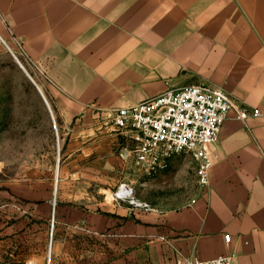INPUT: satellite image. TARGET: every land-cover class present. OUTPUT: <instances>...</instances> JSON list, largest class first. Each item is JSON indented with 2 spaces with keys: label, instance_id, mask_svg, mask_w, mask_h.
Masks as SVG:
<instances>
[{
  "label": "crops",
  "instance_id": "crops-1",
  "mask_svg": "<svg viewBox=\"0 0 264 264\" xmlns=\"http://www.w3.org/2000/svg\"><path fill=\"white\" fill-rule=\"evenodd\" d=\"M1 60L25 84L15 99L0 97L8 110L0 113V173L8 178L0 216L16 227L0 236V264H48L49 253V264L220 255L264 264V0H0ZM196 84L260 114L242 121L231 112L209 147V186L174 200L160 193V177L188 156L144 182L135 134L106 112ZM122 183L154 209L117 200ZM149 184L151 198L141 189ZM32 217L45 227L33 230Z\"/></svg>",
  "mask_w": 264,
  "mask_h": 264
},
{
  "label": "built area",
  "instance_id": "built-area-1",
  "mask_svg": "<svg viewBox=\"0 0 264 264\" xmlns=\"http://www.w3.org/2000/svg\"><path fill=\"white\" fill-rule=\"evenodd\" d=\"M5 45L25 68L19 54L8 44ZM18 46L20 55L27 57L19 42ZM30 78L34 80L32 76ZM231 112L242 121H246L250 115L260 114L258 109L249 110L224 90L200 84L168 87L160 94L106 114L120 131L135 134L134 164L144 174L153 175L169 169L173 157L183 154L192 160L199 186L207 188L210 170L215 162L209 147L218 144L223 125ZM127 190L131 193L128 194ZM114 197L145 210L154 209L148 203L138 202L133 196V188L126 183L120 184ZM195 202L192 199L188 206L192 207ZM53 227L54 221L51 224V237ZM225 240L229 242L230 236L226 235ZM233 260L234 255H220L207 260L180 258L172 264H232Z\"/></svg>",
  "mask_w": 264,
  "mask_h": 264
},
{
  "label": "rangeland",
  "instance_id": "rangeland-1",
  "mask_svg": "<svg viewBox=\"0 0 264 264\" xmlns=\"http://www.w3.org/2000/svg\"><path fill=\"white\" fill-rule=\"evenodd\" d=\"M22 63L27 66V69L30 71V67L28 64L25 62V60L20 56ZM38 79V78H37ZM25 84L24 79L19 78V76H16L15 74V66L14 63L9 60H1L0 61V97H8L9 100L15 99L16 93H14V89L16 86L23 87ZM23 90V89H22ZM22 95V93L20 94ZM3 112L5 115L7 114L8 110L7 108H2L0 109V113ZM4 141L2 140V136L0 134V143ZM5 144L7 145V140L4 141ZM14 151L15 149L13 148L12 156L14 157ZM5 157H7V150H5ZM0 157L2 158V150L0 149ZM171 169V168H170ZM167 170L162 176L160 177L161 180V189H159L160 193H165L172 196L174 200H180L183 198H187L191 195L193 190L199 186L198 181H197V174L196 170L194 167V164L190 158L187 157V159L184 162H181L179 166H175V169ZM0 183H2V179L4 177V181L7 184V173H0ZM144 182H150L153 177H148V175L144 174ZM152 176V175H149ZM4 186V185H3ZM142 191L145 192V196L147 198H151V196H154L157 190L151 189V186L147 187H142ZM115 192V191H114ZM4 196H7L8 193L6 190L0 193ZM34 208V206H33ZM53 220V218H52ZM12 221L14 222L15 220L11 217L9 219L7 215H2L0 216V236L3 234H7L9 228L11 230H15V225L11 224ZM54 221V220H53ZM52 221V222H53ZM51 222V224H52ZM42 223V224H41ZM32 227L33 230L39 231L40 228L45 227L43 220H41L38 217H32ZM51 232H50V240H49V247L51 245ZM38 240H35L33 237V254L34 255H39L40 254V246L37 243ZM37 244V245H36ZM50 253L47 258V263L49 264L51 261Z\"/></svg>",
  "mask_w": 264,
  "mask_h": 264
},
{
  "label": "bare ground",
  "instance_id": "bare-ground-1",
  "mask_svg": "<svg viewBox=\"0 0 264 264\" xmlns=\"http://www.w3.org/2000/svg\"><path fill=\"white\" fill-rule=\"evenodd\" d=\"M127 193H128V194H130V193H131V191H130V190H127Z\"/></svg>",
  "mask_w": 264,
  "mask_h": 264
}]
</instances>
